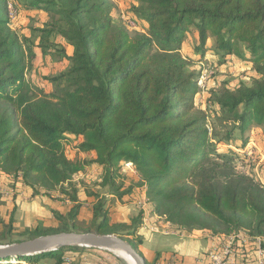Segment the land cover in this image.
<instances>
[{
	"label": "trees",
	"instance_id": "obj_1",
	"mask_svg": "<svg viewBox=\"0 0 264 264\" xmlns=\"http://www.w3.org/2000/svg\"><path fill=\"white\" fill-rule=\"evenodd\" d=\"M9 1L0 0V170L20 174L35 191L57 190L74 205L56 215L62 222L56 229L25 230L22 239L4 244L79 231L120 236L137 250L141 213L129 223L110 222L108 214L112 197L136 187L158 216L179 227L264 234V185L231 171L223 153L215 155L219 161L209 156L212 128L194 102L199 72L188 70L190 59L180 52L185 34L193 33L201 58L210 48L218 63H250L253 81L213 90L211 103L228 126L226 142H233L235 130L242 135L264 126V0H135L126 20H114L109 0H20L46 15L29 38L10 29ZM37 50L65 62L44 78L54 90L25 79ZM70 136L81 138L72 157L66 153ZM121 162L134 166L136 182L125 185ZM87 166L101 171L92 187L74 180ZM83 185L96 200L87 225L75 221ZM101 188L111 196H100ZM79 249L60 247L0 264H38L47 257L74 264Z\"/></svg>",
	"mask_w": 264,
	"mask_h": 264
},
{
	"label": "rangeland",
	"instance_id": "obj_2",
	"mask_svg": "<svg viewBox=\"0 0 264 264\" xmlns=\"http://www.w3.org/2000/svg\"><path fill=\"white\" fill-rule=\"evenodd\" d=\"M13 1V3L17 4V11L12 6H9L8 8V16L10 18L8 25L10 29L15 31L18 35H25L28 38L32 37L30 30L32 27L40 26L43 22H45L46 15L40 10L27 9L20 0ZM133 2L135 3V0H109V3L112 5L111 16L114 20L120 17L126 20L124 13L129 11V8L134 4ZM128 24L136 29L142 28V23L135 25L128 22ZM133 28L131 27L128 29L130 34H134L135 30L133 31ZM197 44L198 41L194 34L186 33L180 52L182 55L190 59L189 65L187 66L188 70L195 71V73L196 71L199 72L197 83L199 84L200 89L195 95L196 97L194 102L197 109H201L206 112V115L208 116L207 126L212 128L211 135L208 134L207 136L209 138V156L212 157L213 160L215 159L219 161L220 158H215V155L219 152L223 153V157H227L229 159L231 171L241 172L264 185V126L251 127L242 135L235 130L232 133L233 138H231L233 142H226L225 135L228 126L217 116L218 109L213 103H211L212 97L210 93L213 90L217 91L224 87L235 89L241 84L249 85L256 76L253 71V67L250 63L240 60L237 62H224V64L218 63L220 59L219 56L213 55L210 48L209 50L205 49L204 56L201 58V56L195 52ZM211 45V40H209L207 42V46ZM65 66V62L52 61L50 58L42 56L37 50L32 66L25 71V79L30 81L31 84H36L39 87H43L47 91H51L54 90V86L48 80L44 79L45 76H53ZM66 139H68V142H66V153L68 156L72 157L78 141L72 136ZM244 140H246V143L242 145ZM120 164L121 173L124 175L123 179L126 181L125 185H129L131 182H136L138 175L135 172L134 166L127 164L126 162H121ZM100 172L101 171L96 169L95 166H87L80 176L83 178L82 180L85 181V185L92 187L91 185L97 181V176L100 175ZM26 185L27 187H30L32 191L30 198L36 197L38 191H35L28 184ZM1 187L10 186L8 184H1ZM12 190L15 193L16 187L15 189L12 188ZM137 206L139 205L137 204ZM156 216L154 217L160 218V215L158 217ZM206 220L207 221L203 219L202 221L207 222L208 224L211 223L208 219ZM143 225L144 226L141 225L142 227L139 228L140 230L158 233L163 231V228L162 231H160L158 226L150 224L147 225L146 222ZM7 229L8 225L0 222V242L2 244L9 240L22 239L25 236L20 235L19 232H14L13 230H11V232H7ZM140 230H138L137 233L139 239L140 236H144L142 234L143 231ZM258 237L262 238L264 237V234ZM136 244L138 247V240H136ZM79 247L87 249L91 254H93V259L95 261L94 264H128V262L121 256H117L114 251L104 248L85 246ZM54 263V260L48 257L38 261V264Z\"/></svg>",
	"mask_w": 264,
	"mask_h": 264
},
{
	"label": "crops",
	"instance_id": "obj_3",
	"mask_svg": "<svg viewBox=\"0 0 264 264\" xmlns=\"http://www.w3.org/2000/svg\"><path fill=\"white\" fill-rule=\"evenodd\" d=\"M78 142L81 141L80 137H74ZM70 142V141H69ZM75 151V150H74ZM84 157V153H79ZM93 157V154H90ZM2 174L6 173L0 171ZM8 177L1 179V184H8L11 188L16 187V192L13 196L0 195V222L3 224L12 225L14 232H22L25 230H50L56 229L61 225V221L56 217L57 214L66 215L74 203L65 197H62L56 190L55 192H45L38 189L36 197H31L32 193L30 187L22 181L20 174H9ZM83 179L80 175L76 176ZM0 181V182H1ZM26 185V186H25ZM85 186L83 185L78 190L77 200L80 205L75 217V221L80 224H88L92 218V209L96 200L86 195L84 192ZM96 188H92L94 190ZM100 196L104 195L106 198L111 196L106 188L98 190ZM147 198L145 191L141 187L134 188L130 193L122 195L121 197H112L109 208L110 222H126L129 223L130 219L141 213V222L139 228L144 226L145 222L153 226H158L162 232L143 231L144 236H140L139 244L137 247L138 252L141 253L144 260L149 264H172L170 258H173L176 264H195L196 258L206 252L212 242V235L215 233L208 229H188L182 226H177L171 222L156 216L153 211L151 202H144L143 206H137L138 201H144ZM8 213V214H6ZM156 214V215H155ZM154 216L158 217L155 218ZM142 225V226H141ZM240 236L246 238L244 249L248 250L246 254L247 264L255 263V248L257 238L262 239L264 244V237H258L248 234L244 230L238 232ZM246 236V237H245ZM74 256L71 258L74 264H94V256L87 249H79L73 252ZM240 260V259H238ZM179 262V263H177ZM65 264V263H64Z\"/></svg>",
	"mask_w": 264,
	"mask_h": 264
},
{
	"label": "water",
	"instance_id": "obj_4",
	"mask_svg": "<svg viewBox=\"0 0 264 264\" xmlns=\"http://www.w3.org/2000/svg\"><path fill=\"white\" fill-rule=\"evenodd\" d=\"M66 246L104 248L110 251L120 249L134 260L135 264H146L143 256L120 236L79 231H59L38 235L35 238L21 240L17 243L0 244V261L13 260L22 256H34Z\"/></svg>",
	"mask_w": 264,
	"mask_h": 264
},
{
	"label": "built area",
	"instance_id": "obj_5",
	"mask_svg": "<svg viewBox=\"0 0 264 264\" xmlns=\"http://www.w3.org/2000/svg\"><path fill=\"white\" fill-rule=\"evenodd\" d=\"M12 0L8 2V8L11 7ZM13 7V6H12ZM131 164V163H127ZM8 177L6 173H0V181L4 179V177ZM0 182V195L11 197L14 195V192L11 187H1ZM148 199L145 198L144 201H138L139 206H143L144 202H147ZM246 237V236H245ZM213 242L210 248L201 254V256L197 257L195 264H247L246 254L248 250L244 249L243 242L245 243L247 237L244 238L240 236L239 233H229V234H214L212 235ZM262 239L257 238V244L255 248V263L256 264H264V246L262 243ZM240 259V260H238ZM172 264H176L173 258H170ZM179 263V262H177ZM179 264H184L179 263Z\"/></svg>",
	"mask_w": 264,
	"mask_h": 264
},
{
	"label": "bare ground",
	"instance_id": "obj_6",
	"mask_svg": "<svg viewBox=\"0 0 264 264\" xmlns=\"http://www.w3.org/2000/svg\"><path fill=\"white\" fill-rule=\"evenodd\" d=\"M117 256H121L128 264H135L134 260H132L125 252L122 250H113Z\"/></svg>",
	"mask_w": 264,
	"mask_h": 264
}]
</instances>
